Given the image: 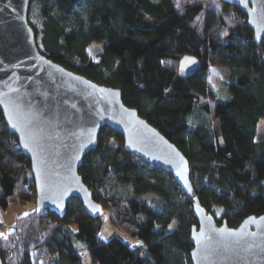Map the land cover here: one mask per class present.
<instances>
[{"label": "trees", "instance_id": "trees-1", "mask_svg": "<svg viewBox=\"0 0 264 264\" xmlns=\"http://www.w3.org/2000/svg\"><path fill=\"white\" fill-rule=\"evenodd\" d=\"M27 20L43 55L119 88L123 102L181 150L200 204L217 223L236 227L264 213V138L250 142L247 158L224 118L250 137L264 119V37L253 40L238 7L222 0H31ZM92 42L102 43L96 58L86 51ZM184 56L201 63L187 77L178 72ZM219 66L226 78L210 70ZM79 174L102 215L89 216L77 198L62 218L35 209L20 215L7 239L0 237L3 264H83L84 252L91 264H191L189 198L169 172L126 151L118 131L100 129ZM34 200L30 161L0 111V210ZM105 213L109 225L141 243L102 237ZM36 249L50 260H33Z\"/></svg>", "mask_w": 264, "mask_h": 264}, {"label": "water", "instance_id": "water-1", "mask_svg": "<svg viewBox=\"0 0 264 264\" xmlns=\"http://www.w3.org/2000/svg\"><path fill=\"white\" fill-rule=\"evenodd\" d=\"M222 1L244 12L259 43L264 37V0ZM30 2L0 0V111L30 161L36 214L50 211L62 218L69 200L77 198L89 216L102 215L79 167L96 148L100 129L108 126L122 135L126 151L169 172L189 198L196 220L190 229L191 264H264V213L246 216L236 227L225 220L217 223L200 204L187 158L123 102L119 88L70 70L38 50L27 20ZM200 67L197 57L184 56L178 72L187 77Z\"/></svg>", "mask_w": 264, "mask_h": 264}, {"label": "rangeland", "instance_id": "rangeland-1", "mask_svg": "<svg viewBox=\"0 0 264 264\" xmlns=\"http://www.w3.org/2000/svg\"><path fill=\"white\" fill-rule=\"evenodd\" d=\"M164 5H169L171 0H160ZM217 30V26L213 28L212 33L214 34ZM102 43L99 42H92L86 49L87 53L96 58L97 53L101 50ZM210 70L218 75L220 78H226L227 76V68L225 67H210ZM232 128L233 135L237 140H240L244 147V154L248 158L252 152L250 147V142L253 139L259 140L264 138V119H261L258 123L257 133L255 137H250L244 132L239 133V129L237 128L236 124L234 123L233 119L225 116ZM237 130V131H236ZM35 209L34 202H27V203H10L6 208L0 210V224L5 223L7 225V234L10 231V227L12 226L13 222L15 221L16 217L23 215L31 210ZM3 222V223H2ZM103 228L101 232V236L106 238L110 233L117 234L121 238H129L126 233L121 231L119 228L115 226L109 225L108 215L105 213L104 215V222ZM175 224V222L173 223ZM172 224V226H173ZM132 241V244H135L137 241L129 238ZM33 260H37V262L49 261L50 258L45 250L36 249L32 252ZM83 264H91L89 256L86 252L82 254Z\"/></svg>", "mask_w": 264, "mask_h": 264}, {"label": "snow or ice", "instance_id": "snow-or-ice-1", "mask_svg": "<svg viewBox=\"0 0 264 264\" xmlns=\"http://www.w3.org/2000/svg\"><path fill=\"white\" fill-rule=\"evenodd\" d=\"M240 3H245V0H240ZM179 6V5H178ZM162 63H163V61H162ZM178 175H179V173H178ZM25 215H27V213H25ZM251 219V218H250ZM172 227V225H169V228H171ZM0 237H2V238H4V239H7V233H0ZM138 244L139 243H141V242H137Z\"/></svg>", "mask_w": 264, "mask_h": 264}, {"label": "built area", "instance_id": "built-area-1", "mask_svg": "<svg viewBox=\"0 0 264 264\" xmlns=\"http://www.w3.org/2000/svg\"><path fill=\"white\" fill-rule=\"evenodd\" d=\"M6 230H7V225L5 223L0 224V233H7Z\"/></svg>", "mask_w": 264, "mask_h": 264}]
</instances>
